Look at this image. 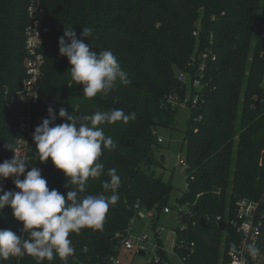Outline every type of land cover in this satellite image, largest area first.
Segmentation results:
<instances>
[{"label":"trees","instance_id":"obj_1","mask_svg":"<svg viewBox=\"0 0 264 264\" xmlns=\"http://www.w3.org/2000/svg\"><path fill=\"white\" fill-rule=\"evenodd\" d=\"M28 1L0 0V89L9 88L10 94L21 88L25 76ZM42 5V21L50 32L41 48L45 65L40 100L31 111L33 133L42 118H48L49 106L56 110V124L70 123L59 117L61 107L76 116L113 108L136 114L127 124L99 125L116 146L102 152L103 174L86 182L84 195L104 193L102 184L110 179L107 171L115 168L122 181L119 200L110 206L101 228L70 234L72 258L54 255L43 264H108L117 254L118 235L129 230L140 210L155 215L151 224L155 229L174 190L171 180L154 171L165 165L163 155L156 157L161 149L159 131L175 129L180 105L188 97L181 77H190L192 86L206 48L216 58L209 62L202 100L195 107L186 103L191 112L184 132L188 190L176 201L188 204L189 214L178 217L182 226L176 229L174 250L188 264H226L240 242L230 225L236 201L264 197V0H42ZM69 25L78 39L83 27L91 28L93 35L84 42L92 44L93 51L111 50L131 83H118L107 95L83 97V85L72 81V66L59 53V38ZM197 93L191 87L190 98ZM24 112L0 107V163L14 156L11 149L21 137L17 116ZM26 157L27 170L41 169L49 189L66 198L70 190L64 187L66 176L51 158L39 161L33 139ZM13 179L0 178V186L15 190ZM0 229L26 237L10 206L0 210ZM179 240L187 246L179 248ZM191 243H195L193 252ZM159 255L161 261L149 264L170 262L166 253ZM0 264L37 261L25 255ZM259 264H264V226Z\"/></svg>","mask_w":264,"mask_h":264},{"label":"clouds","instance_id":"obj_2","mask_svg":"<svg viewBox=\"0 0 264 264\" xmlns=\"http://www.w3.org/2000/svg\"><path fill=\"white\" fill-rule=\"evenodd\" d=\"M92 35L91 28L83 27L78 39L69 25L64 26V35L59 38V53L69 60L71 79L76 85H83L85 98L107 95L118 83H131L111 50H90L93 45L85 43L84 38ZM47 113L48 118H42L33 133L36 154L41 163L51 158L53 165L66 176L64 187L70 190L66 198L59 190H50L42 170L35 166L27 170V157L19 156L8 146L14 156L0 163V178L14 177L13 183L19 191H5L0 186V210L11 207L13 217L23 224L20 231L26 237L10 229H0V261L29 255L37 264H43L45 259L51 261L54 255L67 258L73 252L70 234H79L84 228H101L110 206L119 200L122 181L115 168L108 169L110 179L102 184L104 193L111 192V195H84L86 182L89 177L103 174L104 164L99 162L102 152L116 146L99 125L120 121L127 124L136 119V114H125L122 109L113 108L97 110L91 115L79 112L76 116L61 107L59 117L70 123L56 124L55 108L49 106ZM247 250L252 256L259 253L255 244H249Z\"/></svg>","mask_w":264,"mask_h":264},{"label":"built area","instance_id":"obj_3","mask_svg":"<svg viewBox=\"0 0 264 264\" xmlns=\"http://www.w3.org/2000/svg\"><path fill=\"white\" fill-rule=\"evenodd\" d=\"M43 5L42 0H29L27 6L28 26L25 31V59H24V72L25 76L22 81L21 88L13 94H10L9 88L0 89V107L4 106L6 109L14 108L24 110L23 114H18V130L21 135L17 139L14 146V151L21 157H26L27 148L30 141L33 139V129L31 120V111L40 100V80L42 77L43 68L45 65L44 55L41 53L44 37L49 34L50 30L47 26H44L43 17ZM194 36H198V32H194ZM261 39L264 40V33L261 35ZM215 55L211 48H206L200 55V63L198 66L196 77L193 78L192 88L197 90V94L187 99L180 105H186L189 101L192 106L198 105L199 100H202V88H204L203 81L205 80L208 65L210 61L215 60ZM181 80L186 82V76H182ZM257 100V98L255 99ZM172 102V98H171ZM159 144H163V138L158 139ZM180 165L188 170V165L184 161H180ZM23 179V177H21ZM193 181L194 178H191ZM186 190H188V184H186ZM15 191H19L16 189ZM188 204L180 205L177 203L176 209L180 218H184L189 214ZM165 214L170 213V209L164 210ZM147 215V216H146ZM155 219V215L152 212H146L140 210L135 219L131 221V225L128 231L124 234H119L120 244L116 247V256H113L108 261V264H121L120 256L123 252H131L140 255L144 253L152 246L155 254L154 259L158 263L161 261L159 252L166 253L164 249L163 240L161 238L162 230L154 229V239H151L147 234H136L133 231L135 221L144 220L146 217ZM217 221H221L218 217ZM19 222V221H18ZM22 224L21 222H19ZM230 225L236 230L240 236V242L238 246L229 254L230 260L226 264H259L262 260V247H263V226H264V197L259 200H250L242 198L236 201L234 214L230 220ZM23 228V224H22ZM185 229V226L182 227ZM162 243V246L160 244ZM177 244V241H176ZM185 240H179V248L187 246ZM249 244H255L259 249V253L256 256L249 254L247 248ZM189 248H195V243L189 244ZM174 255L177 257L179 264H188L187 258L181 257L174 250ZM151 261V262H152ZM170 261V260H169ZM171 262V261H170ZM166 262V264H171ZM149 264V263H148ZM174 264V263H172Z\"/></svg>","mask_w":264,"mask_h":264},{"label":"rangeland","instance_id":"obj_4","mask_svg":"<svg viewBox=\"0 0 264 264\" xmlns=\"http://www.w3.org/2000/svg\"><path fill=\"white\" fill-rule=\"evenodd\" d=\"M186 85L188 97L191 92V80L186 76ZM191 112L186 105H182L176 116V126L174 130H161L159 137L163 138L164 143L161 144V149L156 151V157L160 159L165 157V165L163 169H155L157 176L162 175L166 181L171 180L174 190L171 194V199L168 204L170 213H161L159 220L156 223V229L162 230L161 238L163 240L164 249L168 259L179 264L177 257L174 255V246L176 244V229L182 225L179 222L176 199L186 190V168L180 165V161L186 162V145L184 144V132L187 129V122L190 119ZM147 216V215H146ZM145 216V217H146ZM153 220L146 217L144 220L135 221L133 231L136 234H147L151 239H154V230L151 228ZM151 246L145 256H140L131 252H123L120 256L121 264H148L153 259L155 254Z\"/></svg>","mask_w":264,"mask_h":264},{"label":"water","instance_id":"obj_5","mask_svg":"<svg viewBox=\"0 0 264 264\" xmlns=\"http://www.w3.org/2000/svg\"><path fill=\"white\" fill-rule=\"evenodd\" d=\"M69 256H70V258H72V257H73V254H70ZM140 256H142V257H143V256H144V253H143V252H142V253H140Z\"/></svg>","mask_w":264,"mask_h":264}]
</instances>
